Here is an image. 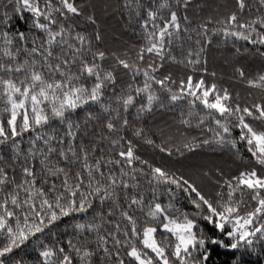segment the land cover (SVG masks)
Returning <instances> with one entry per match:
<instances>
[{
    "label": "snow or ice",
    "instance_id": "snow-or-ice-1",
    "mask_svg": "<svg viewBox=\"0 0 264 264\" xmlns=\"http://www.w3.org/2000/svg\"><path fill=\"white\" fill-rule=\"evenodd\" d=\"M118 7L140 34L122 52L94 0H0V264H264V95L241 101L206 55L220 37L264 59V0ZM232 75L264 93V64Z\"/></svg>",
    "mask_w": 264,
    "mask_h": 264
},
{
    "label": "trees",
    "instance_id": "trees-1",
    "mask_svg": "<svg viewBox=\"0 0 264 264\" xmlns=\"http://www.w3.org/2000/svg\"><path fill=\"white\" fill-rule=\"evenodd\" d=\"M198 4L204 6V12L202 15L212 14L213 10L217 8L218 5L229 3L231 0H196ZM96 5V15L98 17V24L104 35V44L102 47H107L112 51L122 52L126 47L135 45L139 38V30H134L132 28H126L124 26L125 21L121 18V10L118 7V4H122L123 0H94ZM91 31V29H89ZM242 50L245 47H249L250 51L245 54L243 51L240 54L235 53L233 49V44L229 41L227 44L222 42V38L217 37L212 45L206 49V55L208 59V68L209 72L215 71L217 73V79L222 80V82L233 90L234 95L236 92L239 93L241 101H251L252 97H259L264 95L258 89H250L246 84L237 81L233 78L232 70L235 65H244L250 74H256L260 71L262 64H264V59H262L258 54L255 53V50L250 47L246 41H239L236 45ZM264 50V49H262ZM142 79V77H141ZM251 91L252 96L248 95ZM132 113H135V109L131 110ZM84 115L83 112H79L74 116L75 118H82ZM172 113L166 115H161L159 113H154L153 116L147 117L149 123L155 118L157 123L161 120H167L171 117ZM139 126V125H137ZM195 135L196 133H192ZM25 136V141L27 140ZM240 148V153L245 157V162L250 158V154L247 152L246 146L241 144L238 145ZM206 155L200 156L198 158L206 159L208 161H213L224 165L226 172H231L232 175H235V169L238 167L237 164H233L229 159L230 153L227 150H224L223 154H212L210 150H204ZM142 158L152 160L155 156L156 160L161 162H166L159 154L158 150H153L151 146H145L141 149ZM219 153V150H217ZM71 221L67 218L60 224H58L57 229L54 231H63L64 226L69 224ZM29 252L31 249L28 250ZM222 255L219 259H224L223 253L230 252L232 250L219 249ZM34 253L28 255L26 258L31 261ZM214 259H216L214 257ZM255 264L256 257L251 258Z\"/></svg>",
    "mask_w": 264,
    "mask_h": 264
}]
</instances>
